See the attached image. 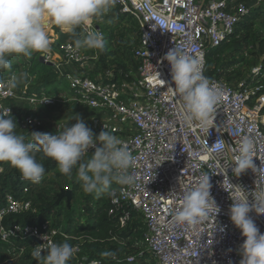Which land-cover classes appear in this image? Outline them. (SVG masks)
<instances>
[{
	"label": "built area",
	"instance_id": "built-area-1",
	"mask_svg": "<svg viewBox=\"0 0 264 264\" xmlns=\"http://www.w3.org/2000/svg\"><path fill=\"white\" fill-rule=\"evenodd\" d=\"M263 1L257 0L251 6L244 0H115L121 13L131 15L139 23L141 44L135 51L140 61L137 72L122 75L120 79H115L110 71L95 78L84 71L67 75L71 94L91 110L107 115L109 124L101 131L106 129L118 136L135 157L132 171L136 182L131 186L113 185L111 202L115 211L128 207L141 216V246L154 264H240V246L246 238L230 219L232 200L221 187L224 178L221 173L227 174L234 185H241L246 191L255 190L257 176L251 169L240 177L233 175L230 167L233 153L228 148H238L242 137H251L256 149L254 163L261 166L264 159V94H260L263 86L246 82L248 79L254 82L258 77L264 79L262 67L254 68L251 76L236 86L212 79L222 90L223 99L212 114L209 128H201L198 123L188 126L184 122L180 98L169 88L175 87L171 66L163 58L178 46L199 59L205 75L208 49L221 46L251 9ZM101 21L93 20L88 30L102 33L98 27ZM51 43L55 44L56 52L52 50L45 61L58 71L76 65L84 70L91 61V57L82 49L77 51L71 43H59L57 39ZM16 97L15 90L7 91L5 82H0V109H11L13 117L12 102ZM24 99L31 107H53L60 97ZM33 127L40 128L34 118L25 117L20 121L19 128L29 134V140ZM235 129H240L239 135L232 134ZM218 139L226 142L224 152L219 155L211 149ZM94 151L89 149L88 155ZM10 167L5 162L0 167V177ZM206 173L216 174L210 179L211 195L220 212L213 211L207 220L197 225L175 222L174 216L185 192ZM30 212L36 213L30 198L6 196L0 207L1 243L30 241L36 247L66 239L51 221L40 224L15 221L17 216ZM250 216L264 234V216L254 210ZM130 218L131 212L123 211L121 226ZM45 235H49L48 241L43 239ZM72 246L77 251L68 264H102L84 254L79 246ZM124 261L133 264L135 259L129 256Z\"/></svg>",
	"mask_w": 264,
	"mask_h": 264
},
{
	"label": "clouds",
	"instance_id": "clouds-1",
	"mask_svg": "<svg viewBox=\"0 0 264 264\" xmlns=\"http://www.w3.org/2000/svg\"><path fill=\"white\" fill-rule=\"evenodd\" d=\"M114 4L115 0H0V75L11 70L13 58L31 59L34 54L47 58L52 51L46 31L48 22L67 34L77 51H103L106 47L103 34L88 30L87 26L110 13ZM163 59L171 66L175 87L169 88L180 98L184 122L188 126L195 122L201 128H209L212 114L223 99L222 90L203 74L199 59L178 46L169 50ZM27 77L26 72L12 74L5 81V88L11 92ZM74 120L75 124L63 125L55 134L32 132L29 140L17 133L11 109H0V163L6 162L18 170L24 180L39 184L45 175L43 164L37 160V155L42 154L56 161L60 173L69 178L75 170L82 190L97 196L110 194L113 185H133L137 179L132 171L135 157L124 141L106 129L96 136L79 115ZM232 134L239 135L240 129L233 130ZM225 143L218 139L212 151L222 154ZM89 149H95L90 156ZM228 150L233 153L230 167L234 176L240 177L249 169L257 176L255 190L246 191L221 173L224 175L221 187L232 200L230 219L246 238L240 246V264H264V234L250 216L253 210L264 216V159L257 167L254 141L249 136L241 138L238 148L229 146ZM212 175L216 174H203L196 185L185 192L174 216L175 222L197 225L207 220L213 211L220 212L211 195ZM48 238L49 235L43 237L46 241ZM76 251L66 241L48 242L46 246L33 247L31 257L39 264H68ZM101 255L115 257L116 253L105 251Z\"/></svg>",
	"mask_w": 264,
	"mask_h": 264
},
{
	"label": "trees",
	"instance_id": "trees-1",
	"mask_svg": "<svg viewBox=\"0 0 264 264\" xmlns=\"http://www.w3.org/2000/svg\"><path fill=\"white\" fill-rule=\"evenodd\" d=\"M102 18L104 22L98 24V27L104 34L106 47L103 51L95 50V53L93 51L86 54L91 57L95 70L88 71L76 67L75 70L67 68L61 72L54 66L42 64L39 60L40 55L34 54L31 59L23 57L19 61L21 57L13 58L11 70L0 75V82H5L12 74L18 75L26 72L33 82L22 92L23 98H59L65 84L70 92L67 75L73 72L84 71L95 78L99 74L110 71L115 79H120L122 75L129 73H136L140 65L135 55V51L141 44L139 23L131 15L121 13V8L116 3L112 11ZM263 18L264 1L251 9L250 14L240 22L234 34L221 46L208 49L206 77L210 80L215 78L225 80L230 85L236 86L246 78V72L250 73L254 67L261 65L262 74L264 73V37L263 34L257 35L259 23ZM57 36L59 43L74 45L72 39L59 29ZM241 65H246L245 71L238 70ZM251 82L248 79L246 83L248 85L261 84L263 89L260 94H264V79L258 77ZM14 119L17 129H20L19 124L22 119L17 116ZM100 132L101 130L94 131V134L98 136ZM25 137L28 138V136ZM37 160L45 168V175L39 184L24 180L18 170L13 167H10L0 177V207L4 204L6 196L12 194L17 199L30 198L36 209V213L19 215L15 221L40 224L45 221L52 222L54 219V227L66 236L64 242L79 246L84 254L100 260L102 264H128L124 260L129 256L134 257L133 264L153 263V261L149 262L151 257L141 246L143 222L137 212L131 211L128 207L115 211L111 202V193L99 196L95 193H85L75 170H73L69 187H62L55 180H47L52 174L61 176L57 162L43 157L42 154L37 155ZM4 164L0 163V167ZM53 186L56 188L54 189ZM68 189L72 196L70 205L66 199L58 203V196ZM123 211L131 212V218L124 227L120 224ZM33 246L30 241H19L12 245L0 242V264H39L34 260L30 263L19 260L21 250L24 249L23 253H26L31 251ZM105 251H113L116 256L103 257L101 254Z\"/></svg>",
	"mask_w": 264,
	"mask_h": 264
},
{
	"label": "rangeland",
	"instance_id": "rangeland-1",
	"mask_svg": "<svg viewBox=\"0 0 264 264\" xmlns=\"http://www.w3.org/2000/svg\"><path fill=\"white\" fill-rule=\"evenodd\" d=\"M247 3H249L251 6H253L257 0H244ZM102 20L99 24L104 22L103 18L94 19V21ZM58 27L54 25V23L48 22L46 31L48 33L49 39L56 40L57 39V33H58ZM263 34L264 37V18L261 19V22L259 23V27L257 29V35ZM51 48L53 52H56L55 44L51 43ZM85 54L88 52L95 53V50H84L82 49ZM93 53V55H94ZM54 58H56L54 56ZM23 57L19 59L22 60ZM92 61H89L88 64H92ZM246 65H241L238 67V70L245 71ZM257 67H262L261 65ZM256 68V67H254ZM253 68V69H254ZM67 69V68H64ZM249 72H246V78L243 80L249 78L252 74V70ZM63 70V69H62ZM264 74V73H263ZM19 75V74H18ZM33 80H30L28 77L24 83H22L17 89H15L17 97L15 100H13V108L15 117H19L21 119H24L25 117H31L35 120L41 122L43 124L42 127L36 128L33 127L31 129V132H41V133H50L55 132L59 130V128L63 125H66L69 123V125H73L76 123L74 120L77 115H79L87 124L89 128L92 129V131H99L103 129V126H106L109 124V119L107 115H101L98 114L95 111H92L90 108H88L79 98L71 94L68 90L67 84L64 85L63 91H61V97L59 99V102L56 106L53 107H31L27 104L26 100L21 96L22 92L25 91L26 86H28L30 83H32ZM58 128V129H57ZM18 134L28 136L29 134L27 132H22L20 129H16ZM72 177V176H71ZM49 181L55 180L56 182H59L62 187H69V182L71 181V178L61 174V176H57L55 174H52L48 177ZM54 189L56 188L53 186ZM67 191H70L69 189ZM52 223L54 224V219H52ZM60 243L64 242L63 238H60ZM145 250V249H144ZM20 257L19 260H23L24 262L30 263V261H33V258L31 257L30 252L22 253L18 256ZM35 263L38 262L34 260ZM149 262L151 263L152 260L149 259ZM154 264V263H152Z\"/></svg>",
	"mask_w": 264,
	"mask_h": 264
},
{
	"label": "water",
	"instance_id": "water-1",
	"mask_svg": "<svg viewBox=\"0 0 264 264\" xmlns=\"http://www.w3.org/2000/svg\"><path fill=\"white\" fill-rule=\"evenodd\" d=\"M39 60L42 64H45L47 66H50V67H53V64L52 63H49V62H46L45 61V57H39ZM62 199H66L68 204L70 205L71 203V199H72V196H71V192L70 191H64L63 193H61L59 196H58V203L62 200Z\"/></svg>",
	"mask_w": 264,
	"mask_h": 264
},
{
	"label": "crops",
	"instance_id": "crops-1",
	"mask_svg": "<svg viewBox=\"0 0 264 264\" xmlns=\"http://www.w3.org/2000/svg\"><path fill=\"white\" fill-rule=\"evenodd\" d=\"M76 67H79V66H70V67H66V68H68L69 70H75L74 68H76ZM86 70H88V71H93V70H95V65H94V63H92V64H87L86 65V68H85ZM99 114V113H98ZM40 123V127H42L43 126V124L41 123V122H39Z\"/></svg>",
	"mask_w": 264,
	"mask_h": 264
},
{
	"label": "bare ground",
	"instance_id": "bare-ground-1",
	"mask_svg": "<svg viewBox=\"0 0 264 264\" xmlns=\"http://www.w3.org/2000/svg\"><path fill=\"white\" fill-rule=\"evenodd\" d=\"M264 120V119H263Z\"/></svg>",
	"mask_w": 264,
	"mask_h": 264
}]
</instances>
